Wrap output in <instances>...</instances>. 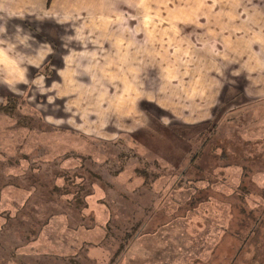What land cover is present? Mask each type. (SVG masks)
<instances>
[{"label":"rangeland","instance_id":"1","mask_svg":"<svg viewBox=\"0 0 264 264\" xmlns=\"http://www.w3.org/2000/svg\"><path fill=\"white\" fill-rule=\"evenodd\" d=\"M238 1L111 0L0 53V264H209V209L264 229Z\"/></svg>","mask_w":264,"mask_h":264},{"label":"crops","instance_id":"2","mask_svg":"<svg viewBox=\"0 0 264 264\" xmlns=\"http://www.w3.org/2000/svg\"><path fill=\"white\" fill-rule=\"evenodd\" d=\"M110 1L111 0H0V53L7 52L12 55H17L20 47L19 38L22 36H29V34L36 36L34 32L42 34V31L47 28L45 26L46 24H48L49 27L51 25L55 26V24L65 23L68 27V33L73 34V30L77 25L80 24L81 27L83 23L90 24L92 20H94L93 18H99L96 15L98 14L97 12H99V4L102 6L106 5L107 7L111 5L112 7L114 3H110ZM239 1L241 4H250L248 0ZM251 1L255 3V0ZM257 3L259 7L256 9H246V7L244 8L241 6V10L245 11V13H240V19L246 22V27L248 25L250 27L246 29L247 33L245 38L247 40L245 41V47L250 49V51H246V54H249L247 57L251 62L250 64H245H248L247 67L264 70V0H260ZM108 9H110V6ZM247 21L250 23L247 24ZM19 23H23L24 25L20 27ZM87 24L83 28H85ZM51 29L52 27L47 28V30ZM240 35H242V32ZM23 49L24 51L27 50L26 47ZM241 53L243 54L242 51ZM242 63L244 64V59L241 64ZM2 68L3 63H0V69ZM51 76H53V74ZM262 101H264V96L259 98L256 97L253 101L250 100L248 105L242 106L244 108L241 111L246 110L251 115L249 126L253 131H262L261 128L264 126V122H259L257 116L254 117V119L252 116L253 109ZM262 117L264 116L262 115ZM228 119H225L227 123ZM257 138L258 140L254 145H259L258 148L264 150V134ZM262 160L264 161V159ZM218 168L222 167L219 166ZM261 172L263 174L264 170H261ZM221 175L222 173L220 172V176ZM220 181L222 180H219V182ZM247 212H252V210L249 211L247 209ZM223 214H225V218L222 217ZM239 216H241L239 220L236 219V208H230L226 213L220 208L217 215L214 210L210 211L209 209V220H207L209 222L219 221V232L220 234H222V232L224 233V236L221 235L217 240H214L211 239V230L209 232L208 245H206L212 249L210 258H206L209 264L216 260L219 264H264V229L259 230L254 226L258 220L257 216H255L254 224H251L250 228L241 227L242 220L247 221V218H244L240 214ZM224 219H228V221L225 227H222L221 222H223ZM262 225L264 226V223ZM251 230H253V232ZM238 233L243 235V238L242 236L238 237ZM252 239L256 241L253 242ZM216 247L218 249L215 251ZM213 253L216 254L213 255L212 258ZM140 256L144 257V255Z\"/></svg>","mask_w":264,"mask_h":264}]
</instances>
